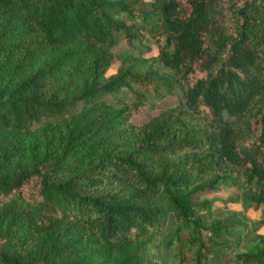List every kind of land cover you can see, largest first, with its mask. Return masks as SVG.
<instances>
[{"label": "trees", "instance_id": "16d2710c", "mask_svg": "<svg viewBox=\"0 0 264 264\" xmlns=\"http://www.w3.org/2000/svg\"><path fill=\"white\" fill-rule=\"evenodd\" d=\"M220 185L264 205V0H0V264H264Z\"/></svg>", "mask_w": 264, "mask_h": 264}, {"label": "rangeland", "instance_id": "374dc122", "mask_svg": "<svg viewBox=\"0 0 264 264\" xmlns=\"http://www.w3.org/2000/svg\"><path fill=\"white\" fill-rule=\"evenodd\" d=\"M151 1V0H147ZM126 44L122 39H119L116 44L111 47V51L114 54H118L126 49ZM137 51L144 52L141 46H138ZM157 50L153 47L151 50L144 52L145 56L156 55ZM118 62L114 63L107 69L103 79H106L110 74L114 73L117 69ZM118 97L121 95L128 96L127 90L122 89L117 93ZM176 102L175 98L168 97L161 103L157 104V109L150 111L146 108H141L140 111L135 113L131 118V121L140 125L146 121L150 116L156 115L160 109L167 105H172ZM32 132V130L30 131ZM29 132V133H30ZM27 133V135L29 134ZM244 193L241 187H234L229 185H220L218 191L207 195L208 198H213L212 204L208 210L199 211L200 214L212 217H227L228 223H234L237 226H241L244 231L239 234L238 249L243 250L248 248L252 241L260 237H264V205L259 206L256 210H249L247 208V202L244 198ZM154 202L158 203L164 214L167 217V225L172 222L173 213L169 209L164 200L158 196L153 197Z\"/></svg>", "mask_w": 264, "mask_h": 264}]
</instances>
